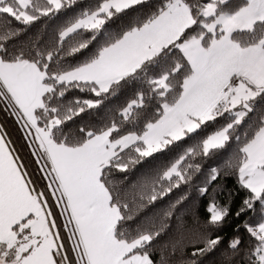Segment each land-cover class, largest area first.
<instances>
[{
  "label": "snow or ice",
  "instance_id": "obj_1",
  "mask_svg": "<svg viewBox=\"0 0 264 264\" xmlns=\"http://www.w3.org/2000/svg\"><path fill=\"white\" fill-rule=\"evenodd\" d=\"M77 3L0 0V105L32 158L0 124V264H202L222 242L230 201L212 196L204 220L181 227L159 261L155 242L187 194L158 216L140 214L213 157L221 164L198 191L235 176L246 193L235 217L261 209L235 226L249 237L244 264H264V113L251 118L264 106V0H97L43 43L16 46ZM145 8L118 31L107 27ZM133 86L115 115L84 121ZM186 138L192 146L167 166L130 187L116 179ZM241 245L239 235L229 241L227 264Z\"/></svg>",
  "mask_w": 264,
  "mask_h": 264
},
{
  "label": "trees",
  "instance_id": "obj_2",
  "mask_svg": "<svg viewBox=\"0 0 264 264\" xmlns=\"http://www.w3.org/2000/svg\"><path fill=\"white\" fill-rule=\"evenodd\" d=\"M97 0H78L76 5L72 8L64 10L56 17L51 19L43 18L41 22L28 28L15 42L16 46L19 47L22 43H30L31 41L39 40L41 43L48 37H50L57 28L66 23L67 20L72 18L74 15L79 13L84 8L94 7ZM147 9H140L137 12H130L128 16H123L120 18H113L107 25L113 31H118L120 28L125 26L130 18L142 14ZM136 86L128 87L122 89L117 96L111 98L107 101L104 106L100 109L93 111L90 115L84 116V121L91 122L96 125L102 124L110 116L115 115L118 108L123 107L128 101L134 98ZM74 95L87 96V94L73 92L70 94L69 98ZM264 113V106H259L254 114H251V118L255 120L259 115ZM79 122V121H78ZM0 124L5 126V129L10 134L11 139L16 144L17 148L21 149V154L25 158L26 162H31V157L28 154V150L24 145L22 139V133L19 130V126L15 123V118L8 116L3 110L2 105H0ZM246 127V126H245ZM208 131H212L210 127ZM241 132L244 128H241ZM194 141L192 139L186 138L184 141L178 142L177 145L170 146V149H166L161 153L154 154L153 157L147 158L142 164L137 165L133 170L127 174H119L116 179L124 180L125 185L130 187L131 185L137 183L144 177H147L159 169L170 164L179 154H181L187 147L192 146ZM235 143L231 148L228 149L223 155L227 157L234 150ZM221 164V160L218 157H213L211 159H206L203 162L202 170L193 176V180L188 185H182L180 189L174 190L169 197H165L164 200L156 202L154 205L148 206L144 209L140 218L158 216L162 214L169 203L174 202L180 196L187 194V199L179 206L178 211L175 216L168 222L170 227L167 231L162 234V236L155 242L156 251L154 253V259L159 261L160 253L163 249V245L170 240H172L177 234L181 227H191L193 222L198 218L203 221L205 218L204 208L208 200L215 196V198L221 202H231V214L224 224L223 229L219 232V235L223 237L221 244L212 253L207 254L202 258V264H227V256L230 255V250H228V243L235 236L239 235L242 240L241 253L233 258V264H244L243 252L249 246V237L245 232L243 227L240 231L235 230L237 224H243L245 220L254 221L257 219L261 213L259 204L255 206V212L249 211L246 214L237 219L235 217V212L239 209L242 204L243 199L246 196L245 191L241 190L236 183L235 176L231 175H221L216 181H213L209 185V192L207 195L201 196L198 189L204 186L210 168ZM34 168L35 165H32ZM125 176L127 177L125 179ZM179 217V219H177ZM165 256L168 255V250H164ZM190 254L191 249H188Z\"/></svg>",
  "mask_w": 264,
  "mask_h": 264
}]
</instances>
